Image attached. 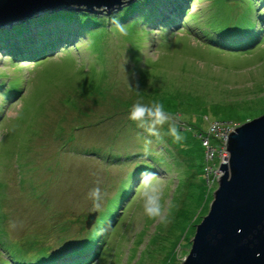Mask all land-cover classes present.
I'll use <instances>...</instances> for the list:
<instances>
[{"label": "rangeland", "instance_id": "obj_1", "mask_svg": "<svg viewBox=\"0 0 264 264\" xmlns=\"http://www.w3.org/2000/svg\"><path fill=\"white\" fill-rule=\"evenodd\" d=\"M142 1L147 25L127 0L3 30L26 28L14 43L29 47L0 44V264H182L223 156L211 139L209 167L198 135L264 114V0ZM59 28L60 43L31 49L33 33ZM138 99L169 114L155 136L128 119ZM150 188L158 216L144 212Z\"/></svg>", "mask_w": 264, "mask_h": 264}, {"label": "water", "instance_id": "obj_2", "mask_svg": "<svg viewBox=\"0 0 264 264\" xmlns=\"http://www.w3.org/2000/svg\"><path fill=\"white\" fill-rule=\"evenodd\" d=\"M123 0H0V31L64 7L112 10ZM217 189L182 264H264V114L232 130ZM88 214L85 229L95 223Z\"/></svg>", "mask_w": 264, "mask_h": 264}, {"label": "clouds", "instance_id": "obj_3", "mask_svg": "<svg viewBox=\"0 0 264 264\" xmlns=\"http://www.w3.org/2000/svg\"><path fill=\"white\" fill-rule=\"evenodd\" d=\"M146 117L148 118L147 121L145 119ZM168 117L169 114L166 112L164 105L158 100L143 103L138 99L130 106L128 111V119L136 122L138 128L143 127L147 123L148 126L144 128V132L152 134L153 136L158 133L156 126L163 125L168 120ZM167 133L174 141H180L183 138L175 122L169 123ZM101 192L102 190L98 184L89 190L88 195L93 199L96 206H99ZM142 195L144 197V212L149 216L160 215L161 205L158 199L159 193L154 188H150L146 189Z\"/></svg>", "mask_w": 264, "mask_h": 264}, {"label": "trees", "instance_id": "obj_4", "mask_svg": "<svg viewBox=\"0 0 264 264\" xmlns=\"http://www.w3.org/2000/svg\"><path fill=\"white\" fill-rule=\"evenodd\" d=\"M142 3H143V1L140 0V2L134 3V4L130 5L128 7V9H129V12H130L131 15H136L138 19L144 20L145 21V25H147V24H150L151 22H153L154 21V18H151V16H153V14L149 13L150 10H145L144 11L143 6L141 5ZM175 3L177 4V1ZM157 6H158V4H157ZM78 15L89 16V15L83 14V13H80ZM56 17H58L57 14H54L52 16H47L46 15V16L43 17V19L38 20V22L42 21V22H45V23H42V24L40 23L39 25H45V24H49V23L50 24H53V23L54 24H57V23H59L58 22L59 20ZM157 17H159V16H157ZM149 18H151V19L149 20ZM155 19H156V17H155ZM34 27L35 26H32V28H34ZM78 27H80V25ZM82 29H86V27L85 28H82V26H81L80 27V30H82ZM52 32H54V33L51 34ZM59 32L60 33H63V32H65V29L59 28V29H56V30H52L51 32L50 31H45L44 33H41V32H35V33H33V35H34L33 38L39 44H32V46H31L32 48L31 49L32 50L33 49H36L35 46H38V47H41L40 49H42V51L44 52V50H46V49L48 50L47 46L49 44H52L54 42L57 43V44L60 43L59 38H56V35H54V34L58 33V36H59V34H60ZM66 32H67V34H72V32L70 31V29H68ZM22 34L26 36L28 34V30H26V28L16 27V28H14L12 34L11 33H8L7 31H3L2 30V31H0V44L3 45V47L8 48L9 50H15L17 48V44L14 43L15 37H21ZM23 44H24V42L22 40H19L18 41V49H17V51L19 49L20 50H24L25 46L29 47L28 45H25L24 44L25 45L24 46ZM26 44H28V43H26ZM263 113L264 112H261V114H263ZM220 125H221V123H220ZM205 135H206V132L198 135V138L200 139L201 147H202V141H203L202 139L203 138H206ZM209 141L211 142L210 139H209ZM203 150H205V149H203ZM209 163H210V161H207V164L210 167L211 165ZM207 174H205V176ZM206 181H207V179H206ZM77 264H83V262L82 263H77Z\"/></svg>", "mask_w": 264, "mask_h": 264}, {"label": "built area", "instance_id": "obj_5", "mask_svg": "<svg viewBox=\"0 0 264 264\" xmlns=\"http://www.w3.org/2000/svg\"><path fill=\"white\" fill-rule=\"evenodd\" d=\"M231 128L221 124L220 123H212L209 125L207 131H206V138H203L202 140V147L205 149V157L207 158V161H213L217 158V149H215L212 143L209 141V139L214 140L215 142L222 145V162L227 158V150H226V140L229 135V133L232 131ZM209 150V151H208ZM209 152L208 154L206 152ZM217 160H220L218 157Z\"/></svg>", "mask_w": 264, "mask_h": 264}, {"label": "bare ground", "instance_id": "obj_6", "mask_svg": "<svg viewBox=\"0 0 264 264\" xmlns=\"http://www.w3.org/2000/svg\"><path fill=\"white\" fill-rule=\"evenodd\" d=\"M125 1H127V0H123V1H121L118 5H116L115 7H118V6H120L122 3H124ZM115 7H113V8H115ZM66 7H64L63 9H65Z\"/></svg>", "mask_w": 264, "mask_h": 264}]
</instances>
